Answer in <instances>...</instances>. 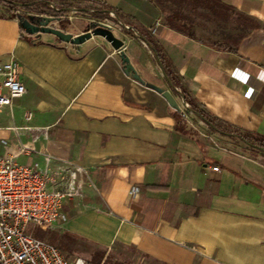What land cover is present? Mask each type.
Segmentation results:
<instances>
[{
  "label": "crops",
  "instance_id": "obj_1",
  "mask_svg": "<svg viewBox=\"0 0 264 264\" xmlns=\"http://www.w3.org/2000/svg\"><path fill=\"white\" fill-rule=\"evenodd\" d=\"M66 1L115 13L130 69L101 37L85 47L27 35L0 3V62L14 58L26 87L0 113V157L50 171L69 161L92 182L63 203L52 242L66 254L85 244L100 261L129 247L138 264H264L259 154L193 114L183 122L149 87L180 106L140 37L161 47L198 106L235 132L264 137V0Z\"/></svg>",
  "mask_w": 264,
  "mask_h": 264
},
{
  "label": "built area",
  "instance_id": "obj_2",
  "mask_svg": "<svg viewBox=\"0 0 264 264\" xmlns=\"http://www.w3.org/2000/svg\"><path fill=\"white\" fill-rule=\"evenodd\" d=\"M11 11L16 17H33L36 23L46 18L31 13L24 15L19 9ZM109 15L114 14L109 12ZM113 24L119 28L116 22ZM114 26L104 22L97 27L112 31ZM155 31L156 28L152 33ZM19 73L20 65L14 58L0 62V113L11 111L15 102L26 94ZM179 114L183 122H188L189 115H192L185 101L179 106ZM29 117L28 114L25 120ZM10 129L14 132L19 130L16 127ZM27 151L30 148L21 144L20 152ZM53 159L51 155H45L47 163ZM212 170L216 172L219 169L212 167ZM87 183L92 186L87 170L69 161H62L57 171H50L48 167L38 169L37 164L18 163L13 157H0V264H85L81 258H65L56 246L26 234V230L29 224L45 230L58 221H65L60 212L63 203L79 197L81 187ZM137 192V189L131 191L133 195Z\"/></svg>",
  "mask_w": 264,
  "mask_h": 264
},
{
  "label": "trees",
  "instance_id": "obj_3",
  "mask_svg": "<svg viewBox=\"0 0 264 264\" xmlns=\"http://www.w3.org/2000/svg\"><path fill=\"white\" fill-rule=\"evenodd\" d=\"M52 2H53L52 0H0L1 4L8 6L9 9L11 10H15V9L28 10V9H35L38 6H41L42 8L48 9L52 13H67L75 10L78 12L92 13L93 16L99 18L108 15L109 12L108 10H104V9L94 10L92 8L74 6L72 3L66 0H60L59 2H62V4H64L65 6H59V7L53 5ZM11 18L17 19V17L14 16V14L11 15ZM116 18H115V22L117 20ZM140 37L143 40V42L147 45L148 49L151 51L156 62L159 64L164 78L168 80L170 84L173 86L174 89H172V93L179 96L180 95L183 96L184 101L188 104L191 113L196 117H198L208 127V129L214 133H219L222 136L237 135V137L241 141H243L248 147L252 148L259 154L258 160L262 165H264V152L259 150V149L264 150V137L249 133L235 132L231 130L227 125L222 124L221 122L213 118L209 113H207L204 109L198 106L191 99L187 91H185L179 85V80L174 75L173 68L170 62L165 57L161 47L155 42L153 38L148 39V37H142V36ZM206 44L218 50L235 51L233 48H231V46L227 42L207 41ZM176 129L180 131L183 130V126L179 121L176 123Z\"/></svg>",
  "mask_w": 264,
  "mask_h": 264
},
{
  "label": "rangeland",
  "instance_id": "obj_4",
  "mask_svg": "<svg viewBox=\"0 0 264 264\" xmlns=\"http://www.w3.org/2000/svg\"><path fill=\"white\" fill-rule=\"evenodd\" d=\"M52 3L53 5L57 7L65 6L64 4H62V2H59V1H53ZM87 7L92 8L94 10L101 9V7L94 6V5H88ZM19 10L22 12V14L31 13V14H36V15H43L49 19L53 18L54 20H52L51 23H49V27L54 28V29H58V28L62 29L60 31L72 34L73 36L80 35L81 33H86L88 30L92 31L93 29L97 28L98 24L104 23V22L105 23L108 22L109 24L114 26L113 23H115V18H116L115 13L111 11L109 12L113 13L114 15L110 16L108 12V15L103 16L102 18L101 17L99 18V17L93 16L92 13H84V12L52 13L48 9L42 8L41 6H38L35 9H28V10L19 9ZM117 28L118 27L114 26V29L112 30V35L116 39H119L120 37L119 32L115 30ZM41 36H43L44 38L53 37L50 34H41ZM94 37H95V40H94ZM94 37H92L90 40H87L83 45L85 47L94 45L96 43L95 41H98L100 39L98 36H94ZM148 39H151V37H148ZM68 47H71V46H68ZM119 59L122 60L121 57H119ZM51 232H52L51 228L41 230L32 224H29L26 230V234L36 239H40L50 244H53L59 249V246L56 244V242H52L51 240ZM61 253L63 254L65 258L69 260H72L75 258H81L84 260L85 264H138L137 262H134L131 260V258L135 256H134V252L129 247H120V248L116 247V250H111L110 252H108L105 258H103V260L101 261L98 258L101 255L99 250L96 249V251H93V249L90 246H87L85 244L79 245L73 251H70V252L67 251L68 254H66L63 251H61ZM89 254L91 255L90 257H89ZM143 262H145L146 264L148 263L155 264L152 261L150 262L147 261L146 258L143 259Z\"/></svg>",
  "mask_w": 264,
  "mask_h": 264
},
{
  "label": "water",
  "instance_id": "obj_5",
  "mask_svg": "<svg viewBox=\"0 0 264 264\" xmlns=\"http://www.w3.org/2000/svg\"><path fill=\"white\" fill-rule=\"evenodd\" d=\"M17 20L20 24L21 29L27 35L50 34L54 36L55 38H57V40H59L61 43H64V44L78 46V45L83 44L87 40H90L94 36L101 37L106 42H108L115 51L120 52L119 55L122 59V62L126 64L124 67V69H126V72H128L130 69V66H128V60L124 57V54L122 53L123 42L119 39H116L112 35V31L109 28L97 27L93 29L91 33L86 32L79 36H73L72 34L65 33L58 29L49 27V23H51L52 21V19H49V18H44L40 22H37V23L36 21H34L33 17L25 18L23 16H17ZM134 77L138 79L135 75ZM166 81L169 84L170 88L174 89L173 86L170 84V82L168 80ZM149 87L153 89L154 91H156L157 93L161 94L162 97L166 100V102L172 109L179 111V106L177 105V103L175 102L173 96L171 95L169 91L162 90L155 86H149ZM180 98L182 101H184V98L182 95H180ZM259 150L264 152L263 149H259Z\"/></svg>",
  "mask_w": 264,
  "mask_h": 264
}]
</instances>
